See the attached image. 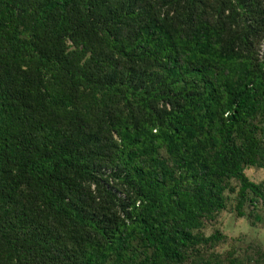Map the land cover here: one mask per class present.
<instances>
[{
  "label": "trees",
  "instance_id": "obj_1",
  "mask_svg": "<svg viewBox=\"0 0 264 264\" xmlns=\"http://www.w3.org/2000/svg\"><path fill=\"white\" fill-rule=\"evenodd\" d=\"M259 5L0 0V264H183L262 202Z\"/></svg>",
  "mask_w": 264,
  "mask_h": 264
},
{
  "label": "rangeland",
  "instance_id": "obj_2",
  "mask_svg": "<svg viewBox=\"0 0 264 264\" xmlns=\"http://www.w3.org/2000/svg\"><path fill=\"white\" fill-rule=\"evenodd\" d=\"M200 20V18H199ZM261 21V22H260ZM264 21V0H260L256 23ZM264 27V26H263ZM256 43L252 54L261 56L264 50V28ZM245 176L254 183H264V171L255 166L245 167ZM235 189V182L229 181ZM91 190L93 187L90 188ZM94 195L95 192L93 191ZM225 207L218 211L212 221L205 222L203 227L197 230L203 236H208L217 231L223 238L214 242L211 246L197 247L190 258L183 264L192 261L207 260L210 264H264V200L251 202L248 200L242 206L243 216H238L235 210V192L224 191ZM249 215V216H248ZM259 221H252L253 216Z\"/></svg>",
  "mask_w": 264,
  "mask_h": 264
}]
</instances>
